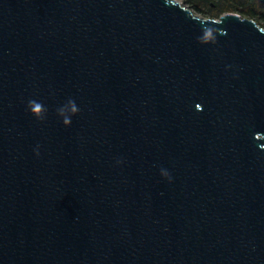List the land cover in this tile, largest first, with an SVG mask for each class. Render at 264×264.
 I'll use <instances>...</instances> for the list:
<instances>
[{"label":"water","instance_id":"1","mask_svg":"<svg viewBox=\"0 0 264 264\" xmlns=\"http://www.w3.org/2000/svg\"><path fill=\"white\" fill-rule=\"evenodd\" d=\"M0 264H264V27L0 0Z\"/></svg>","mask_w":264,"mask_h":264},{"label":"trees","instance_id":"2","mask_svg":"<svg viewBox=\"0 0 264 264\" xmlns=\"http://www.w3.org/2000/svg\"><path fill=\"white\" fill-rule=\"evenodd\" d=\"M184 2L213 19L234 12L254 19L264 27V4L260 0H184Z\"/></svg>","mask_w":264,"mask_h":264},{"label":"clouds","instance_id":"3","mask_svg":"<svg viewBox=\"0 0 264 264\" xmlns=\"http://www.w3.org/2000/svg\"><path fill=\"white\" fill-rule=\"evenodd\" d=\"M33 104H35V102H30V107H31ZM31 110H32L33 112H35V113H40V111H41V106L38 105V104H36L35 107H31ZM58 111H59V113H60L61 115H63V113H64V109H63V107H61ZM34 151H35L36 155H39V146H37V148H36ZM161 174L164 175V176H166V177L169 179V181H171V176H170V174L168 173L167 170H163V169H162V170H161Z\"/></svg>","mask_w":264,"mask_h":264},{"label":"rangeland","instance_id":"4","mask_svg":"<svg viewBox=\"0 0 264 264\" xmlns=\"http://www.w3.org/2000/svg\"><path fill=\"white\" fill-rule=\"evenodd\" d=\"M179 1L184 2V0H179ZM184 3H185V2H184ZM185 4L188 5V6L190 7L189 4H187V3H185ZM190 9H191L196 15H199V16H202V17H208V18H211V17H210L209 15H207L206 13H203V12H201V11H198V10L192 8V7H190Z\"/></svg>","mask_w":264,"mask_h":264}]
</instances>
